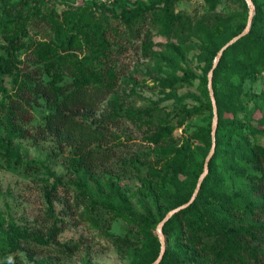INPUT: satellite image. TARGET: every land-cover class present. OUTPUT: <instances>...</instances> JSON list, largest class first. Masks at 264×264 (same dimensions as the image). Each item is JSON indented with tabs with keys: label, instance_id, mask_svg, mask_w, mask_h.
Listing matches in <instances>:
<instances>
[{
	"label": "trees",
	"instance_id": "trees-1",
	"mask_svg": "<svg viewBox=\"0 0 264 264\" xmlns=\"http://www.w3.org/2000/svg\"><path fill=\"white\" fill-rule=\"evenodd\" d=\"M178 1L136 0L132 7L122 10L120 25L123 27L115 32L124 44L139 41L147 57H152V51H156L155 36L167 40L166 44H160L164 49L159 54L167 53L169 56H164L167 61L198 50L197 60L204 64L205 74L200 77V94L194 95V103L183 102L169 109L153 102L136 108L126 105L129 95L126 90L114 93L115 81L105 80L100 74L93 83L79 77L59 83V78H54L59 77L57 74L54 79L43 82L37 73H29L28 83L21 88L22 94L18 98L8 95L9 100L2 104L15 112L17 118L28 120L31 114L25 104L31 98L26 92L34 96L35 102L40 98L45 101L50 112L36 132H30L8 117L7 140L20 136L51 137L60 150L70 147L74 166L85 176V181H79L77 188L72 186L77 189L76 200L84 202L86 197L87 209L106 208L122 216L140 234L137 241L128 236H114L117 250L122 256H130L131 264H152L158 259L161 241L155 228L169 210L188 202L195 191L213 144L212 122L206 125L185 123L208 112L213 115L208 73L218 51L245 29L249 16L246 0H235L245 14L237 19L215 11L221 0H205L212 11L197 17L176 11ZM252 1L255 14L250 30L223 51L213 69L218 123L208 172L195 199L164 222L166 246L158 264H246L244 256L249 242L257 243V248L264 246V91L245 90L247 79L255 81L264 72V0ZM67 27L70 31H66L64 40L71 43L76 38L73 39L74 31L79 32L82 27L74 22ZM20 29V33L25 34L21 26ZM17 40L19 33L11 43ZM13 68L10 58L0 53V92L7 94L3 77ZM191 81L189 77H167L161 78L160 85L174 89L185 83L192 84ZM249 101H253L252 107L247 105ZM124 115L135 124L147 126L144 136L154 145L156 168L157 165L162 167L160 172H155L162 177L157 189H149L157 185L151 179L147 181L153 205L144 212L135 210L119 187L113 188L112 195L93 194L88 180L96 177L100 166L114 158L117 144L111 143L117 137L116 127ZM182 125H186L184 130L190 133L180 141L174 131ZM3 141L0 140L2 145ZM128 161L143 164L139 155L129 157ZM26 165L31 169L44 167L33 160H28ZM150 166L154 164L150 162ZM46 170L55 182L61 181L50 168ZM89 217L98 223V216L90 213ZM59 231L55 217L48 237L54 238ZM38 245H49V241L34 242L25 237L20 243L18 238L12 239V250L0 252V260L2 264H18L19 258L12 254L13 250L27 249L33 256L39 251ZM77 249L78 242H65L55 246V253L72 256Z\"/></svg>",
	"mask_w": 264,
	"mask_h": 264
},
{
	"label": "rangeland",
	"instance_id": "rangeland-1",
	"mask_svg": "<svg viewBox=\"0 0 264 264\" xmlns=\"http://www.w3.org/2000/svg\"><path fill=\"white\" fill-rule=\"evenodd\" d=\"M135 1L0 0V53L7 55L14 66L13 71L3 77L7 94L0 92V140H4L3 145L0 143V252L12 250V239L18 238L20 243L25 237L34 242L49 241V245H38L39 251H34L33 256L27 249L19 247L13 250L12 254L19 258L18 264H131L130 256H122L117 250L114 236H128L137 241L140 234L122 216L106 208L87 209L86 197L84 202L76 200L77 189H72V186L77 188L81 184L79 181H85V176L74 166L72 149L60 150L51 137L20 136L7 140L8 117L30 132H36L50 112L45 101L40 98L35 102L34 96L26 92L31 98L25 104L31 114L28 120L17 118L15 112L2 104L7 103L8 95L18 98L22 94L21 88L28 83L29 73H37L43 82L59 78V83L70 82L75 77L93 83L100 74L105 80L115 81L114 93L121 94L126 90L129 94L125 99L126 105L136 108L153 102L169 109L183 102L194 103V95L200 94V77L205 74L204 64L197 60L198 50L167 61L164 58L169 56L167 53L159 55L164 49L160 44L167 42L164 37H154L156 51H152V57L143 53L139 41L124 44L117 38L116 29L123 27L120 25L122 10L132 7ZM175 10L195 17L212 11L205 0H180ZM215 11L236 16V19L245 15L235 0H221ZM73 22L82 30L74 31L73 39L76 38L68 43L64 37L66 31H70L68 24ZM20 26L25 34L20 33ZM17 33L19 40L12 44L11 39ZM54 74L59 77H54ZM167 77H189L192 84L164 88L160 80ZM245 90L264 91V72L255 81L247 79ZM247 105L252 107L253 101ZM209 121L213 125L210 112L190 118L185 124L206 125ZM186 125L174 131L180 141L190 133L185 132ZM146 128V125L135 124L125 115L121 117L116 127L117 137L111 143L117 144L114 158L98 168L96 177L88 178L93 194L112 195L113 188L119 187L138 212H144L146 207L153 205L150 190L146 188L147 181L151 179L157 185L149 189H157L162 177L155 172H160L162 167L157 165L156 168L157 156L153 143L144 136ZM138 155L143 164L128 161L129 157ZM28 160L42 163L44 167L31 169L26 165ZM47 167L61 181L55 182ZM90 213L98 216L97 224L89 217ZM55 217L60 231L50 238L49 230ZM159 227L160 223L154 232L160 237ZM163 240L166 246L165 235ZM71 241L79 243V249L72 256L55 253L56 245ZM257 247V243L249 242L244 256L246 264H264V246Z\"/></svg>",
	"mask_w": 264,
	"mask_h": 264
},
{
	"label": "water",
	"instance_id": "water-1",
	"mask_svg": "<svg viewBox=\"0 0 264 264\" xmlns=\"http://www.w3.org/2000/svg\"><path fill=\"white\" fill-rule=\"evenodd\" d=\"M248 6H249V16H248V21H247V25L245 27V29L239 33L238 35L234 36L232 39H230L226 44H224L221 49L218 51L215 60H214V64H213V68L210 70L209 73V92H210V97H211V101H212V106H213V125H212V138H213V144L211 147V150L206 158V163H205V169L204 172L201 174V177L197 183V186L195 188V191L192 195V197L190 198V200L184 204H181L175 208H172L171 210H169V212L167 213L166 217L160 222V227H159V235H160V241H161V252L160 255L158 257V259L153 262L152 264H158V262L160 261V259L162 258V255L165 251V243H164V233L162 230L163 224L166 220H168L173 214H175L176 212L182 210L183 208L187 207L196 197L199 188H200V184L202 179L205 177L206 173L208 172V160L210 159V157L212 156L214 150H215V133H216V127H217V123H218V113H217V104H216V98L214 95V91H213V87H212V75H213V69L214 67L217 65L219 59L221 58L223 51L232 43H234L235 41H237L240 37H242L244 34H246L249 30H250V26H251V22H252V17H253V9L255 8V5L253 3L252 0H246Z\"/></svg>",
	"mask_w": 264,
	"mask_h": 264
}]
</instances>
